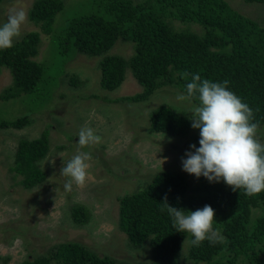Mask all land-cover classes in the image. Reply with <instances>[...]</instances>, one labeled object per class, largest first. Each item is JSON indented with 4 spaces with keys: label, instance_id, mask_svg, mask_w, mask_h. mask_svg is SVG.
Wrapping results in <instances>:
<instances>
[{
    "label": "trees",
    "instance_id": "trees-1",
    "mask_svg": "<svg viewBox=\"0 0 264 264\" xmlns=\"http://www.w3.org/2000/svg\"><path fill=\"white\" fill-rule=\"evenodd\" d=\"M81 6L82 12L70 17L54 36L58 54L70 59L77 53L101 55L99 83L105 90L119 87L126 70L141 87L131 95L104 99L141 102L167 86L186 94V84L199 74L201 80H227L228 89L252 108L253 122L264 129V28L226 0H85ZM63 7L62 0H34L28 18L50 34ZM39 41V32L31 31L12 48L0 50V70L8 69L11 76V83L0 94L2 99L32 95L48 83L46 69L33 58ZM117 41L131 43L132 54H105ZM185 72L187 78L182 76ZM69 82L77 85L79 79L71 75ZM30 122L28 115H22L0 120V127L21 129ZM191 127L190 117L167 104L149 115V132L180 136ZM259 141L264 143V138ZM48 151L47 130L36 138L18 140L9 170L21 177L19 185L32 189L45 180L39 162ZM165 196L171 206L185 211L210 205L216 213L214 228L224 241L213 245L206 240L193 246V237L177 232L167 210H160ZM117 200L118 229L133 248L147 244L151 251L152 262L137 264H178L183 245L185 259L192 264H264V191L248 196L223 181L209 182L203 176L189 185L181 173L163 170L142 188ZM71 217L81 225L88 221V211L84 205L74 204ZM19 264L129 263L99 255L79 242L65 241Z\"/></svg>",
    "mask_w": 264,
    "mask_h": 264
},
{
    "label": "rangeland",
    "instance_id": "rangeland-1",
    "mask_svg": "<svg viewBox=\"0 0 264 264\" xmlns=\"http://www.w3.org/2000/svg\"><path fill=\"white\" fill-rule=\"evenodd\" d=\"M33 1L1 0L0 25L6 22L12 8H23L28 14ZM62 1L64 7L56 14L50 34L28 18L22 35L15 40L19 41L28 32H39L38 50L33 58L46 69L44 77L48 83L32 95L8 100L0 96V120L22 115L31 119L21 129L0 127V264H19L65 241L79 242L99 255H112L122 263H150L147 244L133 248L126 234L118 229L117 198L142 188L163 170H175L189 185L194 183L197 177L183 171L182 158L192 151V144L200 146L199 129L191 127L180 136L148 130L149 115L159 105H170L188 117L192 105L178 101L176 96L182 93L171 86L156 90L141 102L104 99L131 95L141 87L126 70L119 87L105 90L99 83L101 55L77 53L70 59L58 54L54 36L70 17L82 12L79 4L85 0ZM226 1L264 28V3ZM105 54L128 57L132 54V44L117 41ZM71 75L78 77L79 84L69 82ZM10 83L8 69L1 68L0 94ZM83 126L91 127L102 142L82 149L92 157L88 162V179L82 187L74 184L69 193L63 187L68 178L60 170L64 160L76 154L78 132ZM43 130L48 131L49 151L39 166L46 172V178L32 189H25L17 182L21 177L11 172L9 166L18 140L36 138ZM257 137L264 138V129L258 130ZM74 204L85 206L87 222L79 225L73 221ZM186 255L183 245L178 264H192L185 259Z\"/></svg>",
    "mask_w": 264,
    "mask_h": 264
},
{
    "label": "clouds",
    "instance_id": "clouds-1",
    "mask_svg": "<svg viewBox=\"0 0 264 264\" xmlns=\"http://www.w3.org/2000/svg\"><path fill=\"white\" fill-rule=\"evenodd\" d=\"M27 20L23 8L10 9L6 22L0 25V50L13 47ZM188 75L182 73L184 78ZM228 83L201 80L195 74L186 84V94H177L178 101L192 105L188 112L191 126L200 131V146H190L192 151L182 158V169L197 178L223 181L233 191L243 190L246 195L255 196L264 191V143L257 137L259 124L253 122L252 108L228 89ZM78 138L76 154L64 160L60 170L68 178L63 187L69 193L74 184L82 187L88 179V162L92 157L82 149L102 142L101 136L89 126L80 128ZM161 205L160 210H167L176 231L193 237L190 241L193 246L199 247L206 240L213 245L224 241L220 231L214 228L216 213L210 205L185 211L171 206L167 196Z\"/></svg>",
    "mask_w": 264,
    "mask_h": 264
}]
</instances>
